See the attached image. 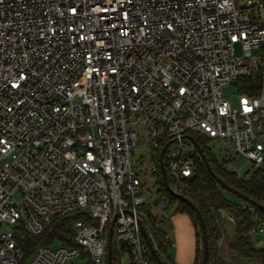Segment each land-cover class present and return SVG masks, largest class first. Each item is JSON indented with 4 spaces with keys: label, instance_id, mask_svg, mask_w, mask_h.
<instances>
[{
    "label": "built area",
    "instance_id": "obj_1",
    "mask_svg": "<svg viewBox=\"0 0 264 264\" xmlns=\"http://www.w3.org/2000/svg\"><path fill=\"white\" fill-rule=\"evenodd\" d=\"M130 126L153 174L169 144L181 187L201 158L187 132L264 171V0H0V264H109L110 241L113 264H153ZM27 237L51 240L28 253Z\"/></svg>",
    "mask_w": 264,
    "mask_h": 264
},
{
    "label": "trees",
    "instance_id": "obj_2",
    "mask_svg": "<svg viewBox=\"0 0 264 264\" xmlns=\"http://www.w3.org/2000/svg\"><path fill=\"white\" fill-rule=\"evenodd\" d=\"M241 83L242 85L244 83V92H247L250 85H257L256 82L249 79H242L240 81V84ZM248 93L251 94L252 92ZM186 134L187 136L195 137L197 142L203 148L209 166L216 176L221 178V180L235 190L245 194L250 199L264 206V171L256 170L249 176H240L237 172L231 171L227 168L225 160H220L215 154H213V152L205 147L206 141L211 140L210 138L207 140L202 139L198 136L199 134L195 132H187ZM158 165L160 166L159 158ZM156 176L157 181L161 186V191L169 201V210L177 205V213L187 214L191 218L197 230L195 264H202V233L200 222L195 210L187 203L177 199L168 192L164 186L161 168H159ZM170 183L180 194L192 201L204 217L209 237L208 264H240V262L236 263L221 256L220 251L221 246L223 245L229 246L230 249L237 254L236 257H240L241 261L247 260L251 264H264V243L257 244L258 239L256 236L251 235L253 229L264 228V210L255 208L247 201L240 199L237 195L222 188L214 176L209 172L205 162L201 158L196 159L194 175L185 180L184 187L179 186L174 181H171ZM226 193L234 195L240 199L241 202L229 198ZM147 211L151 220L155 221V224L159 222L151 209H148ZM223 212L226 215L231 216L236 221L235 224L230 223L225 217H223ZM228 223L233 225L234 229L232 235L226 234V224ZM70 228L71 225L69 220H62L59 223H55L51 227L49 238L54 237L53 239H55L59 236L63 237L65 233L70 232ZM158 232L160 237V249L166 254L169 261L171 260L172 262L169 252V249L171 250V242L168 238V234L164 229H159ZM50 240H45L44 237L39 239L27 237V239L20 241V243L23 245L25 251L29 253L32 247L50 242ZM157 251L160 254L158 249ZM231 257H233V255ZM150 258L153 264H157L152 253H150ZM161 258L163 259L162 256ZM163 260L168 264L165 259Z\"/></svg>",
    "mask_w": 264,
    "mask_h": 264
},
{
    "label": "rangeland",
    "instance_id": "obj_3",
    "mask_svg": "<svg viewBox=\"0 0 264 264\" xmlns=\"http://www.w3.org/2000/svg\"><path fill=\"white\" fill-rule=\"evenodd\" d=\"M223 93L224 96L230 100V102L234 105L237 106L238 102V97H239V92L237 89V85L235 84H229L225 85L223 87ZM137 113L134 114V117L132 120H137L138 117ZM140 118V117H139ZM131 127V126H130ZM132 130L137 131L139 138L137 141V146L133 148V166L135 170L138 172L140 178L142 179V189H143V195L146 197V202L148 206L153 207V214L154 216L157 217L159 222L155 224V221L151 220L149 213H148V208H145L143 220L145 222L147 231L152 238V241L155 245V247L159 250L161 256L163 259H165L168 264H178L174 262L172 258L169 261V258L166 256V254L160 249V237H159V229H165L163 227L164 222L166 221H171V219L176 215V214H183V213H177V205L173 207V209L169 210L164 208V202L163 198L166 197L164 193L161 191V186L159 185L157 181V176L156 174H153L150 171V167L152 165V159H151V151H152V146L149 144V139L148 137L137 127H131ZM200 138L202 139H208L207 137L203 136L202 134H199ZM204 141V140H201ZM187 142V141H186ZM187 144V143H185ZM205 147L213 152L220 160H225L227 168L231 171L237 172L240 174V176H249L251 175L254 171L258 170L257 168L254 167L251 161H249L246 157L243 155L238 154V152L233 148L228 146L224 141L220 139H211L206 141ZM141 168H146L148 169L147 174L140 172ZM226 195L237 201L241 202L240 199L235 197L234 195L226 193ZM157 202V206L154 205V203ZM243 202V201H242ZM232 224H226V234L232 235L233 232V225ZM13 225L7 224L3 227V231L11 232L13 229ZM166 231V230H165ZM115 245L118 246L117 239L115 238L114 240ZM44 244V243H43ZM52 246H58L59 243L56 244H51ZM202 248V247H201ZM170 255H172V251L169 249ZM221 256H224L226 259H230L233 262H240V264H251L247 260H240V257H236L237 254L230 249L229 246L223 245L221 246V251H220ZM233 255V257H231ZM30 261V258H27L23 264H28Z\"/></svg>",
    "mask_w": 264,
    "mask_h": 264
},
{
    "label": "water",
    "instance_id": "obj_4",
    "mask_svg": "<svg viewBox=\"0 0 264 264\" xmlns=\"http://www.w3.org/2000/svg\"><path fill=\"white\" fill-rule=\"evenodd\" d=\"M187 138L195 145L197 151L199 152L202 160L205 162L209 172L214 176V178L217 180V182L222 186V188H224L225 190H227L230 193H233L235 195H237L240 199H243L245 201H247L248 203H250L252 206H254L257 209L260 210H264V206L259 204L258 202L250 199L248 196H246L245 194L235 190L234 188H232L231 186H229L227 183H225L223 180H221V178H219L218 176H216L213 171L211 170L209 163L207 161V157L206 154L204 153L203 148L200 146V144L197 142V140L195 139V137L193 136H187ZM169 145V144H168ZM168 145H166L162 150H161V154H160V166H161V171H162V177H163V182H164V186L165 188L168 190V192L170 194H172L174 197H176L177 199L187 203L189 206H191L196 214L197 217L199 219L200 222V228H201V233H202V242H203V259H202V264H208L209 261V237H208V232H207V226L204 220V217L201 213V211L196 207V205L190 201L188 198H186L185 196H183L182 194H180L179 192L174 191V189L172 188L169 178H168V174H167V170H166V166H165V162H164V155H165V151L168 147ZM141 230H142V234L151 250V253L153 254L157 264H167L160 256V254L158 253L148 231L147 228L145 227V225L143 223H141ZM112 254H113V249H112V244L111 241L109 243L108 246V262L109 264H113L112 261Z\"/></svg>",
    "mask_w": 264,
    "mask_h": 264
},
{
    "label": "crops",
    "instance_id": "obj_5",
    "mask_svg": "<svg viewBox=\"0 0 264 264\" xmlns=\"http://www.w3.org/2000/svg\"><path fill=\"white\" fill-rule=\"evenodd\" d=\"M168 238L176 243L171 248L174 262L178 264H195L197 251V230L187 214H176L171 221L163 224Z\"/></svg>",
    "mask_w": 264,
    "mask_h": 264
}]
</instances>
